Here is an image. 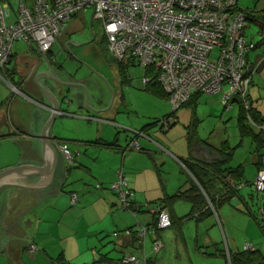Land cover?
Returning a JSON list of instances; mask_svg holds the SVG:
<instances>
[{
  "label": "crops",
  "instance_id": "0c3cea01",
  "mask_svg": "<svg viewBox=\"0 0 264 264\" xmlns=\"http://www.w3.org/2000/svg\"><path fill=\"white\" fill-rule=\"evenodd\" d=\"M21 1H26L29 5L32 4L31 0ZM6 3L11 5L10 2ZM79 15L73 17L69 21L71 24L69 22L68 24L72 25V22ZM68 24L46 57H43L39 53L35 45L20 44L15 48L13 46L7 76L9 81L21 90L22 94H14L9 86L10 91L4 88L2 89L3 93L0 97V142L2 143V140H7L16 146L18 144V151L14 153L13 162L0 165V171L17 166L43 167L44 160L42 157L40 133L43 125L51 116L52 108L50 102L36 82V76L39 72L48 73L62 82L80 84L85 89L87 87L88 104L96 110L107 109L110 101L109 98L114 93L113 109L110 111L103 110L94 112L89 109V106L86 107V92L82 87L61 86L49 77L40 78V84L56 94L60 101V110L50 126L49 138L50 142L59 151L61 161L52 182L46 187L9 186L0 189L1 229H8V225L11 223L16 224L19 229V226L25 225V221L28 220L27 228L31 230V242L24 246L9 247L12 255H14L16 264H28L29 262L31 264V261L34 262L33 264H73L72 262H75L74 264H89L91 258L90 255H87L88 251L91 252V256L95 253L98 255L96 261L102 256L111 264H121L120 259L127 255H136L140 259L138 264H161L164 258L156 256L158 253L155 255L151 244L156 239H160L163 243L164 237L168 239L175 238V240L180 239L183 242L189 240L193 247V249H190L192 250L193 256L196 259L202 260L204 264H230V253L240 252L237 249L230 248V246L234 247V238L230 236L232 225L230 222L227 224V219L235 214L234 208L228 205L231 202L222 205L217 214L215 213L199 220L194 216L183 222H178L180 224L174 226L177 229L175 235L169 233L163 234L161 232L149 234L142 246L138 244L134 236L119 237L116 241L105 239L116 231H125L130 228H134V231H136L139 223L142 225L153 224L157 217L153 209L155 203L162 200L166 195L172 196L179 190H187L191 187L190 181L193 177L183 165V160L190 161L193 164L206 165L212 163L214 160H218L219 157L216 153L208 149V146H211L208 142L196 138L197 129L201 122L197 114L200 97L196 101L195 107H193V104L187 107H181L184 109L175 115L176 122L173 126L177 123L179 124L181 117L186 116L187 113L190 116L189 122L184 127L186 130H181L180 137L175 139L173 137L171 138V136L176 128L172 132L170 131L171 133L165 134L161 132V128L157 124L161 118H153V121L150 123L141 122L135 124L133 122L128 123L123 116H119L120 109L125 107V88L130 85V78L128 77V72L126 73L125 80L122 78L118 70V65L115 67V71L110 73L114 79L117 78L113 87L111 86L113 90L106 88V90L102 91V95L92 94L90 90L91 87L89 84L92 82L90 78L93 75L90 74L87 77H83V79L77 78L72 73L66 71V68L62 64L59 65L57 63L59 54L55 56V51L57 49L64 50L62 48L63 43L65 47L67 44L70 48L73 45L64 39V33L67 31ZM257 48H259L258 44ZM91 54V50L83 53L86 57L98 59L101 66L106 67L101 56L98 57L96 52L95 56ZM256 56L257 59L254 63L251 62L250 56H248V60L252 64L261 62V67L253 76L248 98L251 108L264 120V53H258ZM145 88L144 91H146ZM146 92L151 94L157 101L164 100L165 104L167 103L166 98L158 97L149 91ZM91 94L94 96L92 97ZM71 96L74 99L75 96L79 98L82 96L83 101L76 105ZM216 102H219L218 104L221 105L219 98L216 99ZM234 104L238 105L237 102ZM193 114L199 120L195 132L192 131V128H189L192 126ZM60 116H65L73 121L76 120L73 132L80 126H83L84 129H77L78 132L75 136L71 135L68 138H59L55 127L56 125L58 127L61 123L57 121ZM121 125L126 128L129 125L131 126H129V129H125ZM85 126L88 127L85 128ZM237 127L239 130L238 114ZM119 129H123L129 133V135L127 133L123 136L124 142L127 143L138 138L136 137V132H143L144 136L141 138L145 139L143 146L146 147V150L143 149L144 147L142 150H144L146 155L156 161L152 169L154 173L152 172V174L156 173L159 187L164 192L163 194L151 195L153 193L151 192L153 179L150 184H147L145 181L147 177L143 174L146 170L138 166V163L143 162L145 158V155H143L144 152L140 154L134 153L133 150L128 148L130 142L127 147H123L124 142H121L119 136L122 131ZM58 131L60 130L58 129ZM239 136L241 141L234 148L237 149L242 143L244 145L246 140H250L255 155L251 159L249 158V160L244 152H239L240 150L235 154V149L234 155L238 164H232L234 160L233 155L232 161L228 166H243L242 180L243 182H248V185L239 189L238 195L234 198H237L240 202L239 206L242 209H238L239 212H244L249 217H253L254 215L249 201L253 205L254 196L249 192L246 194H242V192L246 187L254 189L252 181L255 180L261 167L262 157L264 156V144L258 149L259 141L255 142L252 137L241 138L240 130ZM147 142L158 146L155 148H159V152L162 154L159 160L156 156L160 153L156 152L154 147L150 148ZM225 142L229 144V141H224L223 143ZM60 147L76 155L73 165L65 162ZM169 150L171 151L169 152ZM169 158L177 161L181 166V171L187 174L186 179L182 175L173 178L174 185L177 188L173 190L174 193L171 192L172 194L168 192V187H165L162 171L163 165H158L160 161L162 164L167 163ZM243 160L247 161L246 163L250 161L254 167L253 176H246L247 164ZM1 161L7 162L5 159H1ZM119 171L128 179V188L135 193L134 206L130 210L131 215L119 210L120 204L117 201V196L115 197L108 189V185L113 184L117 180ZM146 184L150 187H147ZM96 185H101V187L95 189ZM220 188L221 185L218 186L219 190ZM4 189L5 191L2 192ZM155 189H158V187ZM74 194L77 195L78 199L75 205L72 204V195ZM261 198L263 199V196ZM178 202L173 205L171 212L174 221L185 217L192 209V205L189 202L183 201L188 204H186V208L188 206L189 212L182 214V212L178 211ZM258 203H262V201ZM225 206H229V209H223ZM262 206L260 204V207ZM219 234L226 241L227 236H229L228 244H226V247L229 246V248H222V240ZM61 243L64 248L59 251L58 244ZM31 245L42 249L38 255L28 252V248ZM70 246L74 249L72 253H68L67 250V247L69 248ZM105 246H107L105 250L101 251L99 249ZM260 252L264 256V252L261 250ZM25 255L31 260L27 262ZM95 262L92 264H96ZM109 262L100 264H109Z\"/></svg>",
  "mask_w": 264,
  "mask_h": 264
},
{
  "label": "built area",
  "instance_id": "2783aa9c",
  "mask_svg": "<svg viewBox=\"0 0 264 264\" xmlns=\"http://www.w3.org/2000/svg\"><path fill=\"white\" fill-rule=\"evenodd\" d=\"M21 1L17 10L0 0V82L9 86L14 94H22L7 76L15 42L35 45L46 57L68 22L87 10L92 19L102 25L103 37L109 55L117 62L130 63L145 70L142 84L146 87L157 82L166 93L172 112L160 119L161 130H169L176 121L174 114L195 94L219 95L225 109H231L236 100L250 109L248 98L253 76L261 62L252 64L249 53L257 44L246 35L247 16L238 10V0H31ZM249 124L264 135V123L257 124L248 117ZM144 136L136 132V137ZM137 139V138H136ZM134 139L129 149L142 151ZM65 162L71 165L75 156L63 147ZM247 186L240 183L238 190ZM257 193L264 194V156L252 183ZM97 187H101L98 185ZM123 210L134 206V192L128 180L119 171L111 185ZM72 195V204L77 202ZM155 228L139 225L136 236L140 246L149 234L170 228L172 221L167 208L156 206ZM131 237L130 229L115 232L114 237ZM153 252L163 248L160 239L152 243ZM255 247L246 243L244 251ZM28 252L36 253L31 245ZM136 255H127L121 264H138ZM145 262V261H144Z\"/></svg>",
  "mask_w": 264,
  "mask_h": 264
},
{
  "label": "rangeland",
  "instance_id": "374dc122",
  "mask_svg": "<svg viewBox=\"0 0 264 264\" xmlns=\"http://www.w3.org/2000/svg\"><path fill=\"white\" fill-rule=\"evenodd\" d=\"M4 2H10L14 10H17L20 0H4ZM238 8L243 11H248L249 9H252L254 11L258 10L263 13L264 12V0H238ZM91 19H92L91 10H87L83 12L75 19L74 22H72V25H70L71 22H69L70 24H68L67 31L64 33L65 35L64 39H66L68 43L71 42L73 44L72 47L70 48L72 54L74 55V57H76L80 61L72 56L69 50L66 49L64 43L62 47L64 48V50L57 49L55 51V54H56L55 56L59 54L57 63L59 65L62 64L66 68V71H68L69 73H72L77 78L83 79V77H87L90 74L93 75L92 78H90L92 80V82L89 84L91 87L90 90L92 91V94L102 95V91L106 90V88H108L109 90L110 89L113 90L112 87L117 78L114 79L113 76L110 75V73H112V71H115V67L117 66V61L111 55H109L107 44L106 42L104 43L102 41L104 37H103L101 23L97 20H93L92 27H91ZM246 35L249 39H253L254 42L259 45V48L249 53L250 60L252 63H254L255 60L257 59L256 55L258 53L260 54L264 53V23L260 24V23L253 22V21L252 22L247 21ZM20 44L26 45L23 42L17 41L15 42L14 48ZM88 47H92L98 57L101 56V59L106 64L105 68L101 66V64L98 62V59L93 58V57H86L85 55H83L84 52L89 51ZM81 61L84 63H82ZM85 63L89 65L94 71L89 66H87ZM127 72H128V77L130 78V85L125 88L126 90L125 107H122L120 109V113H118L119 116H123L124 119L128 121V123L133 122L135 124H139L141 122L150 123L153 121L152 120L153 118H157V117L162 119V116H167L172 112V108L168 104V102L165 104L164 100L157 101L155 98L151 96V94L144 91V86L142 84V78L145 73L144 69L138 66H133L129 64ZM3 88L10 91L8 86L0 82V97L2 96L1 94L3 93L2 91ZM112 95H111V98H109L110 101L108 103L110 107L108 106L109 108L104 111H110L113 109L112 106L114 103V93H112ZM93 96L94 95H92V97ZM71 98L73 99V102L76 105L77 103H81L83 101L82 96L80 98L75 96V99L71 96ZM218 98H219V95L210 96L207 94H202L200 96V100H199L198 108H197V114L201 122L197 129L196 138L198 140L206 141L211 146L217 147V148L220 147V145L224 141H229V144L232 147H236L241 141L240 136H239V130L237 127L238 105L234 104L232 109H229V110L225 109L222 104L219 105L218 104L219 102L218 103L216 102V99ZM85 100H86V96H85ZM87 100H89V97ZM111 100H112V103H111ZM160 101L162 102L160 103ZM91 108L94 109V107H91ZM182 109L184 108H180L176 112L175 115H177V113L181 111ZM172 120L176 121V118L174 117L172 118ZM189 120H190V116L187 113L186 116L181 117L179 124L177 123L175 126H173L171 129L167 131L161 130V132L167 134L170 131L172 132L174 128H176L175 132H173V135L171 134L172 135L171 138L173 137L177 139L178 137H180L181 130L183 129L186 130L184 127L189 122ZM57 121L58 123L61 122L58 125V127L57 125L55 127V131L57 132V136L59 138H68L71 135L75 136L78 132L77 129L79 128L81 130L84 129L83 126H80L73 132L75 128L74 125H76L75 124L76 120L73 121L65 116H60ZM122 126L123 125H121V127ZM129 126L127 128L126 127H122V128L129 129L130 128ZM87 127L88 126H85V128ZM58 129L60 131H58ZM119 130L122 131L121 134H119L120 140L121 142H124L123 136L127 134L128 132H125V130L123 129H119ZM133 138L135 137L133 136ZM136 140L139 142L141 147L142 148L144 147L143 149L146 150L145 149L146 147L143 146L145 139L138 137ZM3 141L4 140H2V143L0 142V165L13 162V158L15 156L14 153L18 151L17 149L18 144L16 146L14 143L9 142L7 140L4 142ZM129 142L128 143L124 142L123 147H127ZM250 143H251L250 140H246L244 145L242 143V145L237 147L235 154L238 150H240L239 152L241 151L244 152L246 157L248 159L249 158L251 159V157L255 154L253 152L254 148ZM148 145L150 146V148L154 147V150L160 153V154H157L156 156V158L159 160L162 154L161 152H159L160 151L159 148L158 149L155 148L158 146H155L149 143ZM144 150L140 152H137L135 150L133 151L134 153L140 154V153H143ZM170 151L171 150H169V152ZM73 155L76 156L75 154ZM143 155H145V158L143 159V162L138 163V166L139 168L143 167V169L146 170L143 174H145V177H147L145 180L147 184H150L151 180L153 179V182L151 185V190H152L151 192L153 193H151V195L153 194L161 195L164 192L159 187L157 175L156 173L152 174L153 172L152 169L154 168V164L156 161L153 160V158L146 155L145 152L143 153ZM1 159H5V161L7 162H2ZM243 162L246 163L247 161L243 160ZM73 163L71 165H73ZM232 164L233 165L238 164V161H236L235 155H234V160L232 161ZM246 164H247L246 165V171H247L246 176L251 177V175L253 176L254 174V167L252 166L250 161ZM158 165L159 166L163 165L162 171H163V177L165 181V187H168L169 193L173 192V190H176L177 188L176 185H174L173 178L179 175H182L184 179L187 178V174L181 171V166L179 165V163L173 160L172 158H169L167 163L162 164V162L160 161L158 162ZM148 169L150 170V172ZM111 185L112 184L108 185V189L116 197L117 195L114 191H112ZM147 187H150V186L147 185ZM156 187H158V189H155ZM96 188H97V185L95 186V189ZM3 191H5V189L2 190V192ZM248 192L254 196V204L252 205L251 201H249L250 207L253 211V215H254L253 217H249L247 214H244V212H239L238 209H242V208H240L239 206L240 202L237 200V198H234L231 201V204H228L230 205V207L234 208V213H235L234 216L231 215L227 219V224H229L230 222L232 225L230 236H233L234 238V243H233L234 247L230 246V248H234V250L237 249L239 251H242L244 244L250 243L255 247V249H260L261 251L264 252V194L256 193L255 190L250 187L249 188L246 187L243 190L242 194H246ZM261 196H263V199L261 198ZM117 201L120 204L118 196H117ZM259 201H262V203H258ZM186 204L187 203L183 201H179L177 203L178 211L182 212V214L189 212L188 206L186 208ZM260 204H262L263 206L260 207ZM151 209H152V206H151ZM223 209H229V206H225ZM119 210L123 213H127L128 215H131L130 211L123 210L120 206H119ZM27 224H28V220L25 221V225L19 226V229L16 224H12V223L8 225V229H5V228L1 229V225H0V264H16L14 255H12L11 251L9 250V247H19V245L24 246V245H27L29 242H31V238H32L31 230L27 228ZM139 225H142V224L139 223ZM213 231L215 232V230ZM116 232L120 233L121 231H116ZM160 232L163 234L169 233V234L175 235V233L177 232V229L174 227H170L164 230H160ZM219 236H220V239L222 240L221 241L222 248L223 249L229 248V246L226 247V244H228L229 236H227V241L224 240L221 234H219ZM105 239H112V241L117 240V238L114 237V232L110 235V237H107ZM185 242H183V240L181 241L180 239L175 240V238L168 239L164 237L163 248L157 255L156 254L155 255L160 258L161 257L164 258V261L161 264H204L202 260L196 259L193 256L192 250H190V249H193V247L190 244V241L186 240ZM106 247L107 246H105L104 248H99V247L98 248L102 251V250H105ZM36 248H37L36 254L38 255V253L42 249H39L38 247ZM58 248H59V251L62 250L64 248L63 244L62 243L58 244ZM67 250H68V253H72L74 251V249L71 246L69 248L67 247ZM87 255H90V258H91V261L89 264L94 263L96 259L98 258V255L96 253L91 256L90 251L87 252ZM25 260H27L28 262L31 259H29L27 255H25ZM33 263L34 262L31 261V264ZM72 263L74 264L75 262H72ZM28 264H30V262ZM96 264H100V263H96Z\"/></svg>",
  "mask_w": 264,
  "mask_h": 264
},
{
  "label": "trees",
  "instance_id": "16d2710c",
  "mask_svg": "<svg viewBox=\"0 0 264 264\" xmlns=\"http://www.w3.org/2000/svg\"><path fill=\"white\" fill-rule=\"evenodd\" d=\"M238 10H241L237 7ZM243 11V10H241ZM246 13L247 21H253L257 23H264V12L254 11L249 9L248 11H243ZM51 52V51H50ZM130 63L117 62L118 70L122 78L125 80L127 69ZM146 91L154 93L158 97L166 98L167 95L157 82H151L146 86ZM201 93L195 94L183 107H187L193 104L196 105V101L201 96ZM238 103V126L240 130L241 138L252 137V139L260 144L258 149L264 144V135L261 132H257L249 123L248 117H250L257 124L264 123V120L258 115L253 108L250 107L246 110L242 101L236 100ZM251 106V104H250ZM192 131L195 132L199 120L196 115L193 114ZM175 116V114H174ZM250 125V126H249ZM208 149L216 153L219 157L218 160H214L212 163L203 164H193L190 161L183 160V165L192 175L191 187L187 190H179L175 195L165 196L162 200L155 203L154 210L156 206H161L167 208L170 213V218L172 221V226L174 227L178 222H183L196 216V219H203L213 214H217L219 208L227 203H230L234 197L238 195V189L236 188L238 184L244 183L248 185V182H243V166L239 165L237 167L228 166L232 161L234 151L236 148L231 147L227 142L223 143L219 148H212L208 146ZM262 164V161H261ZM221 185L220 190L218 186ZM255 190V189H254ZM256 192V191H255ZM257 193V192H256ZM260 194V193H259ZM177 201H186L192 205V209L189 214L183 218H179L174 221V217L171 215L173 210V205ZM134 204V203H133ZM157 215V214H156ZM251 215V214H250ZM157 223V217L153 224L144 225L149 228H155ZM133 232L134 228H130ZM115 233V232H114ZM160 233V231H157ZM133 236L136 238L138 244H140L139 239L136 236V232H133ZM132 237V236H131ZM121 260V259H120ZM109 262L105 257H100L95 263ZM109 264H111L109 262ZM118 264V263H115ZM230 264H264V256L258 249L251 251H240L234 254L230 253Z\"/></svg>",
  "mask_w": 264,
  "mask_h": 264
},
{
  "label": "water",
  "instance_id": "95a60500",
  "mask_svg": "<svg viewBox=\"0 0 264 264\" xmlns=\"http://www.w3.org/2000/svg\"><path fill=\"white\" fill-rule=\"evenodd\" d=\"M93 37H94V35H93ZM66 47L69 50V52L72 54V52L70 50V46L67 44ZM72 56L74 57L73 54H72ZM74 58H76V57H74ZM77 60H79V59H77ZM82 63H84V62H82ZM87 66H89V65H87ZM41 77H49L51 80L59 83L61 86H79V87H82L86 92V89L83 85L75 84V83L62 82L59 79H57L56 77L51 76L50 74L45 73V72H39L37 74L36 82H37L38 86L40 87L41 91L43 92V94L45 95V97L50 102V105L52 108L51 116L46 121V123L43 125V128H42L41 133H40V141L42 143V157L44 160V164H43V167L17 166V167H13V168H9V169L0 171V189H2L3 187H9V186H11V187L25 186V187H36V188L46 187L52 182L53 177L55 175V172H56V170L60 164L61 155H60L59 151L57 150V148L50 142V138H49L50 126H51L52 122L54 121L57 113L60 110V101H59L58 96L56 94H54L52 91L46 89L45 87H43L40 84L39 80ZM112 97H113V95H112ZM87 99H88V96H87V92H86V103H87L86 107L89 106ZM111 103H112V100H111ZM92 110H94V109H92ZM103 110H106V109H103ZM103 110H94V111L99 112V111H103Z\"/></svg>",
  "mask_w": 264,
  "mask_h": 264
},
{
  "label": "flooded vegetation",
  "instance_id": "af4514ba",
  "mask_svg": "<svg viewBox=\"0 0 264 264\" xmlns=\"http://www.w3.org/2000/svg\"><path fill=\"white\" fill-rule=\"evenodd\" d=\"M92 21H93V20H91V27H92ZM91 30H92V29H91ZM92 33H93V31H92ZM102 41H103L104 43L106 42L104 38L102 39ZM88 48H89V51L91 50L92 55L95 56V52L93 51V48H92V47H88ZM93 52H94V53H93Z\"/></svg>",
  "mask_w": 264,
  "mask_h": 264
}]
</instances>
